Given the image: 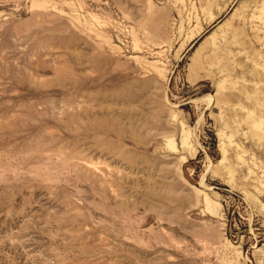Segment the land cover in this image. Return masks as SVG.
<instances>
[{
  "label": "rangeland",
  "instance_id": "rangeland-1",
  "mask_svg": "<svg viewBox=\"0 0 264 264\" xmlns=\"http://www.w3.org/2000/svg\"><path fill=\"white\" fill-rule=\"evenodd\" d=\"M0 264H264V0H0Z\"/></svg>",
  "mask_w": 264,
  "mask_h": 264
}]
</instances>
